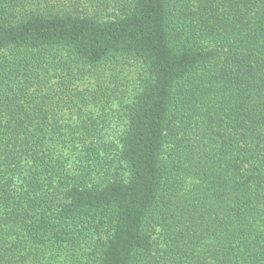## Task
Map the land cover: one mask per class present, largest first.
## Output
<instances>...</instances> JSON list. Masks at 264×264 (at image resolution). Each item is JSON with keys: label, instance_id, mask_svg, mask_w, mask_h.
<instances>
[{"label": "trees", "instance_id": "16d2710c", "mask_svg": "<svg viewBox=\"0 0 264 264\" xmlns=\"http://www.w3.org/2000/svg\"><path fill=\"white\" fill-rule=\"evenodd\" d=\"M0 264H264V0H0Z\"/></svg>", "mask_w": 264, "mask_h": 264}]
</instances>
